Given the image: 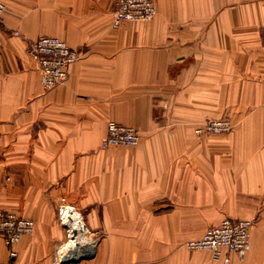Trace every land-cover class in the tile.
<instances>
[{
    "label": "crops",
    "instance_id": "obj_1",
    "mask_svg": "<svg viewBox=\"0 0 264 264\" xmlns=\"http://www.w3.org/2000/svg\"><path fill=\"white\" fill-rule=\"evenodd\" d=\"M1 1L0 211L35 225L0 264H264V0H152L118 27L117 0ZM41 36L81 54L51 91ZM207 118L234 128L196 136ZM109 121L140 144L101 149ZM226 219L254 220L244 259L187 248Z\"/></svg>",
    "mask_w": 264,
    "mask_h": 264
},
{
    "label": "built area",
    "instance_id": "obj_2",
    "mask_svg": "<svg viewBox=\"0 0 264 264\" xmlns=\"http://www.w3.org/2000/svg\"><path fill=\"white\" fill-rule=\"evenodd\" d=\"M5 10V4L0 0V21ZM155 15L156 6L152 0H117L112 12V26L118 27L124 22L151 21ZM28 55L39 72L40 83L45 91L63 85L68 80L71 66L81 59L79 51L54 36H41L32 41L28 47ZM233 128V122L228 118H207L194 129V133L198 137H205L228 134ZM141 140L139 132L135 129L109 121L100 148L137 147ZM66 211L70 209H59L62 222H65L63 212ZM253 224L254 220H222L208 228L200 239L187 242L186 246L190 250L210 252L215 258H220L222 250H225L236 254L242 260L250 247V231ZM34 225L33 220L13 212L0 211V237L8 248L9 259L16 258L15 246L24 236L33 233ZM224 262L227 263L228 259H224ZM8 264L14 263L10 261Z\"/></svg>",
    "mask_w": 264,
    "mask_h": 264
},
{
    "label": "bare ground",
    "instance_id": "obj_3",
    "mask_svg": "<svg viewBox=\"0 0 264 264\" xmlns=\"http://www.w3.org/2000/svg\"><path fill=\"white\" fill-rule=\"evenodd\" d=\"M70 211H66V213L65 212H63V218H64V221H65V223H67L68 224V226L70 227L69 228V233H70V239H69V241L67 242V245L65 246V247H67V248H76V245H77V243H79L78 241H80L81 243H83L85 240H84V238L82 237V236H79L78 238H77V236H74L73 235V232L74 231H77V230H73L72 231V229L73 228H77V229H79V231H80V229H81V225H80V223H79V221L78 220H73L72 221V219H70ZM74 219H75V217H73ZM67 220H68V222H67ZM80 234V232L78 233V235Z\"/></svg>",
    "mask_w": 264,
    "mask_h": 264
},
{
    "label": "water",
    "instance_id": "obj_4",
    "mask_svg": "<svg viewBox=\"0 0 264 264\" xmlns=\"http://www.w3.org/2000/svg\"><path fill=\"white\" fill-rule=\"evenodd\" d=\"M73 235H74V236H77V231H74V232H73ZM70 261H71V262H76V258L71 257V258H70Z\"/></svg>",
    "mask_w": 264,
    "mask_h": 264
}]
</instances>
